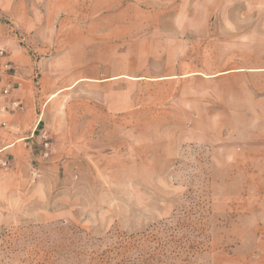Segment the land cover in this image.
<instances>
[{
    "label": "rangeland",
    "instance_id": "obj_1",
    "mask_svg": "<svg viewBox=\"0 0 264 264\" xmlns=\"http://www.w3.org/2000/svg\"><path fill=\"white\" fill-rule=\"evenodd\" d=\"M65 19L37 48L0 11L31 58L4 67L19 96L0 84V264H264V0H68Z\"/></svg>",
    "mask_w": 264,
    "mask_h": 264
},
{
    "label": "crops",
    "instance_id": "obj_2",
    "mask_svg": "<svg viewBox=\"0 0 264 264\" xmlns=\"http://www.w3.org/2000/svg\"><path fill=\"white\" fill-rule=\"evenodd\" d=\"M8 0H0V11L4 15H9L11 20L17 25V27L25 36V40L32 46L37 48H45L52 45L64 43V38H61L62 27H67V24H59L58 20L64 19L66 21V15L68 13V0H27V7L23 6L24 0H11V9L7 8ZM71 30H79L78 25H73ZM55 32L53 37H48V32ZM57 32L58 35H57ZM82 35V34H81ZM82 37V36H81ZM57 40V41H56ZM0 46H3L9 52L7 56L0 57V84L3 87L9 88V93L12 98L19 96L20 91L26 85V77L20 76V79L14 80L13 75L8 76L7 70L3 67L9 60H14L21 68H25V73H31V58L28 54L18 48L20 45L17 43L15 36L9 31L8 28L2 27L0 24ZM26 64L29 67L26 68ZM197 72H190L177 76V78L192 77ZM122 77H128L126 75H116L109 77L105 80H116ZM176 77H158L155 79H166ZM82 79V78H80ZM78 79L76 83L80 81ZM5 94V95H8ZM28 111L34 112L29 109ZM0 114H4L3 104L0 107ZM13 113L12 116H15ZM36 114V113H35ZM42 125V119L36 118L31 126V129L26 136V139L33 138L34 142L38 141L42 137V129L39 127ZM33 142V141H32ZM26 143V142H25Z\"/></svg>",
    "mask_w": 264,
    "mask_h": 264
},
{
    "label": "built area",
    "instance_id": "obj_3",
    "mask_svg": "<svg viewBox=\"0 0 264 264\" xmlns=\"http://www.w3.org/2000/svg\"><path fill=\"white\" fill-rule=\"evenodd\" d=\"M3 55H4V51L2 49H0V57H3ZM3 67H5L6 69H9L10 65L8 63H5L3 65ZM3 92H4V94H8L9 93V88L8 87H5L3 89Z\"/></svg>",
    "mask_w": 264,
    "mask_h": 264
}]
</instances>
